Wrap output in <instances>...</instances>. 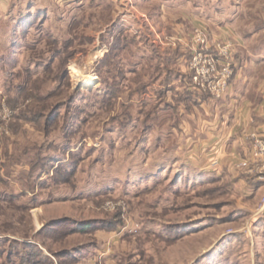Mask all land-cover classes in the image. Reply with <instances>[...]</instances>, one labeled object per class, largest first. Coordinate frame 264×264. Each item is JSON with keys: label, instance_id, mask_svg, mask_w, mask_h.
Here are the masks:
<instances>
[{"label": "rangeland", "instance_id": "rangeland-1", "mask_svg": "<svg viewBox=\"0 0 264 264\" xmlns=\"http://www.w3.org/2000/svg\"><path fill=\"white\" fill-rule=\"evenodd\" d=\"M217 3L24 0L1 20L0 264H264V184L242 158L190 165L203 115L173 98Z\"/></svg>", "mask_w": 264, "mask_h": 264}, {"label": "crops", "instance_id": "crops-1", "mask_svg": "<svg viewBox=\"0 0 264 264\" xmlns=\"http://www.w3.org/2000/svg\"><path fill=\"white\" fill-rule=\"evenodd\" d=\"M21 1L24 0H0V22L13 19ZM217 1L219 18L211 21L217 33L213 36L214 40L233 39L235 76L223 99L204 100L202 95L193 94L199 99L195 108L203 115L199 129L206 133V143L202 145L206 152L202 160L198 158L200 163L192 160L195 153L189 161L203 171L210 168L206 160L248 157L250 143L243 139L248 132L264 136V0ZM208 26L211 28V24ZM181 73L187 75V64ZM180 82L187 83L184 77Z\"/></svg>", "mask_w": 264, "mask_h": 264}, {"label": "built area", "instance_id": "built-area-1", "mask_svg": "<svg viewBox=\"0 0 264 264\" xmlns=\"http://www.w3.org/2000/svg\"><path fill=\"white\" fill-rule=\"evenodd\" d=\"M189 41L187 74L190 78L187 84L190 92L223 99L235 76L234 43L230 40H211L203 29H196ZM243 139L250 143L251 150L238 168L253 173L257 182H264V136L253 131L245 134Z\"/></svg>", "mask_w": 264, "mask_h": 264}, {"label": "trees", "instance_id": "trees-1", "mask_svg": "<svg viewBox=\"0 0 264 264\" xmlns=\"http://www.w3.org/2000/svg\"><path fill=\"white\" fill-rule=\"evenodd\" d=\"M45 12H46V10H45ZM26 16H28V17H26ZM30 16H31V11L30 10H28L27 11V14L26 13H22L20 16H19V23L20 22H22L23 20L24 21H28V19L30 18ZM27 19V20H26ZM115 29H117V28H113L112 30H115ZM183 55V54H182ZM167 58V57H166ZM168 61H170V63H176L177 61L175 60V59H173V56H168ZM177 64V63H176ZM171 75V74H170ZM176 77H177V82H180L181 81V79L184 77V79H186L187 81L189 80V78H190V75L189 74H187V75H183L181 72H177L176 73V75H175ZM186 81V82H187ZM161 84H163V83H161ZM169 84V83H168ZM173 84H176V82H174V83H172V85ZM169 86V85H168ZM171 86V85H170ZM183 88V89H178L179 90V92L177 93V96H174L173 98L174 99H176V100H178V106H182V105H185L184 103H189L190 105H192L193 107H195V106H197L198 105V98L196 97V96H194L193 95V93H191L190 92V90H189V87H188V84L187 83H180V88ZM169 90V89H168ZM169 91H171V89L169 90ZM165 92V90L164 89H161V90H159V93L162 95L163 93ZM210 96H208V95H202V98L204 99V100H206V99H208ZM83 226H86V227H84V228H89V225L88 224H85V225H83ZM83 228V227H82ZM87 229H83V230H81V232H84V231H86ZM25 245H29L28 243H25ZM65 256H70V254H67V255H65Z\"/></svg>", "mask_w": 264, "mask_h": 264}]
</instances>
